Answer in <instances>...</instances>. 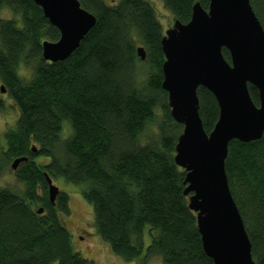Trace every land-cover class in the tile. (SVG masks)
I'll list each match as a JSON object with an SVG mask.
<instances>
[{"label":"trees","instance_id":"1","mask_svg":"<svg viewBox=\"0 0 264 264\" xmlns=\"http://www.w3.org/2000/svg\"><path fill=\"white\" fill-rule=\"evenodd\" d=\"M161 1L182 23L195 2L208 5V0ZM78 2L95 17L94 26L69 57L47 62L41 43L56 41L58 30L33 0H0V86L18 113L4 132L0 173L14 159L27 158L14 170L22 189L0 187V264H93L73 250L62 218L69 213L68 195L59 191L51 203L46 175L81 187L96 234L123 260L142 257L135 264H147L159 256L163 264H213L183 193L185 172L174 161L182 125L171 117L161 86L164 32L152 4ZM249 3L264 30V0ZM139 46L144 60L137 55ZM222 54L229 62L225 48ZM248 90L257 105L256 88ZM197 97L209 133L219 108L204 87L197 88ZM65 120L70 130L62 137ZM149 125H155L153 135L142 143ZM40 157L48 161H35ZM224 169L251 256L264 264V133L246 143L231 140ZM145 226L151 239L143 254Z\"/></svg>","mask_w":264,"mask_h":264},{"label":"water","instance_id":"2","mask_svg":"<svg viewBox=\"0 0 264 264\" xmlns=\"http://www.w3.org/2000/svg\"><path fill=\"white\" fill-rule=\"evenodd\" d=\"M33 1L59 32L56 41L41 43L43 60L66 59L94 26L95 17L78 0ZM160 45L164 55L161 86L167 93L171 117L182 125L174 161L185 172L183 193L195 213L202 249L213 264H255L243 219L229 190L224 160L231 140L246 143L264 133V30L249 0H208L206 9L197 1L189 20L175 19ZM222 48L228 51L229 62ZM136 51L144 60L143 47ZM248 85L257 90V105ZM199 86L212 93L219 108L209 133L198 113ZM0 92L5 93L2 85ZM26 160L16 158L10 168L14 171ZM45 179L48 198L54 203L59 189L47 175ZM36 212L41 214L43 209Z\"/></svg>","mask_w":264,"mask_h":264},{"label":"rangeland","instance_id":"3","mask_svg":"<svg viewBox=\"0 0 264 264\" xmlns=\"http://www.w3.org/2000/svg\"><path fill=\"white\" fill-rule=\"evenodd\" d=\"M107 4H111L112 0H104ZM162 25L163 32L170 28L174 18L169 11L164 7L161 0H148ZM7 12V10L5 9ZM21 72L27 76L30 74L28 69L21 68ZM5 102V108L0 111V147H6L4 132L7 128L12 127L15 123L18 113L17 109L11 103L10 99L4 94L1 96ZM155 125H149L144 133L140 136V141L144 143L147 137L153 135ZM69 124L65 120L62 122L61 136L65 137L69 132ZM37 162L48 161L45 157L36 158ZM52 183L58 187L59 191L68 195L69 213L63 216V223L72 236L73 250L79 253L82 257L87 258L93 264H135L142 257L134 261H125L121 257L115 255L108 243L103 241L95 232L93 225L94 216L92 206L87 203L81 194V187L66 182L63 178H55ZM0 187L8 188L15 192L22 189V185L16 180L14 171L8 165L0 173ZM144 250L150 243L149 227L143 229ZM159 256H151L147 260V264H155L156 258Z\"/></svg>","mask_w":264,"mask_h":264},{"label":"clouds","instance_id":"4","mask_svg":"<svg viewBox=\"0 0 264 264\" xmlns=\"http://www.w3.org/2000/svg\"><path fill=\"white\" fill-rule=\"evenodd\" d=\"M155 264H163L162 257H157L156 261H155Z\"/></svg>","mask_w":264,"mask_h":264}]
</instances>
